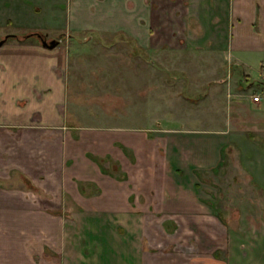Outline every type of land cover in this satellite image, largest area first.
<instances>
[{"label": "rangeland", "instance_id": "rangeland-1", "mask_svg": "<svg viewBox=\"0 0 264 264\" xmlns=\"http://www.w3.org/2000/svg\"><path fill=\"white\" fill-rule=\"evenodd\" d=\"M40 1L0 0V37L39 27L31 31L56 39L65 49L64 107L57 109L56 103L55 109H47V118L62 115L80 132L125 133L138 151H122L113 143L124 155L121 163L93 154L101 170L120 180L129 193L132 209H118L111 220H87L85 200L76 203L62 181L83 198L103 196L95 183L71 176L61 180L42 171L34 189L32 181L10 165L0 186L9 195L21 196L17 189L23 192L28 202L21 210L59 213L68 218L62 220V232H188V221L196 225L210 215L225 220L231 232L237 227L240 232H264V50L235 54L222 42L228 32L217 28L216 21L227 16L226 0H170L167 9L175 12L174 29L163 30L156 19H135L131 25L137 28L125 30L129 35L67 30L66 3L71 0ZM157 2L119 0V6L135 13L140 7L139 13L148 9L155 17L161 9ZM73 9H78L76 0L69 5V12ZM32 118L40 121L36 112ZM180 200L186 205H178ZM14 203L0 200V213L10 208L15 212ZM173 219L177 223L165 225ZM25 221L0 222V232L51 231L44 229L49 221L31 220L30 229ZM183 222L186 226L180 227ZM6 259L0 263H11Z\"/></svg>", "mask_w": 264, "mask_h": 264}, {"label": "crops", "instance_id": "crops-1", "mask_svg": "<svg viewBox=\"0 0 264 264\" xmlns=\"http://www.w3.org/2000/svg\"><path fill=\"white\" fill-rule=\"evenodd\" d=\"M45 1L48 3L49 0L40 3ZM134 1L140 3V0ZM71 2L66 3L67 30L90 28L101 32L124 31L129 35L125 30L137 28L131 25L135 19H140V22L156 19V25L167 31L176 26L175 12L167 9L170 0H158L157 5L161 9L155 17L148 9L139 13L141 7L136 13L124 9L119 6V0H76L78 9L69 12ZM225 2L227 16L225 20L216 21L219 24L217 28L223 29V33L226 28L225 32H228V37L220 34L222 42L235 54L264 50V0H258V5L253 0ZM1 5L4 3L1 2ZM17 11L33 12L20 8ZM73 19L77 20V24ZM251 24L255 26L253 30ZM28 28V31L39 30V27ZM44 37L48 39L46 34ZM30 41H7L0 45V178H4L2 174H6V168L9 171L12 166L21 177L32 181L35 189L33 181L42 171L51 177L57 174L61 180L63 176H71L73 180L95 183L104 192L103 196L83 198L74 190L69 192L67 188L71 186L62 181L63 189L76 203L84 204L82 200H85L87 220H111V214L117 215L118 209H132L127 187L120 180H113L91 159L93 154H104L97 155V158H114L121 163L124 155L113 149L112 144L138 151L132 145L130 135H122L115 130L80 132L65 123L62 115L47 118V109H55L58 105L57 109L64 107L63 75L67 54L58 44L47 49L36 41ZM35 112L40 121L32 118ZM64 161L69 166H65ZM57 164H61L58 169ZM59 183L57 189L61 188L60 180ZM6 191L0 186V200L15 202L17 209L14 212L11 209L15 208H10L7 213H0V222L11 220L15 223L23 218L28 220L25 222L29 223L30 229L29 221L41 218L50 223L44 225L45 231H51L38 235L36 232H0V236L4 235L2 243L0 239V262L9 257L12 264H264V232H240L238 227L231 232L220 217L216 219L210 215L196 225L192 221L187 222V219L188 226L185 222L179 226H186L188 232H168L171 229L167 232H62V220L68 218L45 210L22 211L28 198L18 189L21 196L9 195ZM178 205L184 206L186 202L180 200ZM101 207L104 211L94 212ZM173 221L176 222L173 219L165 225H172ZM255 228L259 230L257 226Z\"/></svg>", "mask_w": 264, "mask_h": 264}, {"label": "trees", "instance_id": "trees-1", "mask_svg": "<svg viewBox=\"0 0 264 264\" xmlns=\"http://www.w3.org/2000/svg\"><path fill=\"white\" fill-rule=\"evenodd\" d=\"M31 37H33V39L36 41L37 44H40V40L45 39L44 34L40 33L39 31H28L23 35H21V34L20 35L19 34H9L6 36V39L4 40V42L7 40H12V39L16 40L17 42H26ZM261 71L264 72L263 70H261ZM117 146L120 147L122 149V151L124 150V148L122 146H120V145H117ZM100 169H101V167H100ZM33 188H32V190H33ZM79 191L81 192L82 189L80 188Z\"/></svg>", "mask_w": 264, "mask_h": 264}, {"label": "water", "instance_id": "water-1", "mask_svg": "<svg viewBox=\"0 0 264 264\" xmlns=\"http://www.w3.org/2000/svg\"><path fill=\"white\" fill-rule=\"evenodd\" d=\"M7 36V35H6ZM6 36H4L2 39H0V45L3 44L4 40L6 39ZM40 44L42 47L51 49L57 45V41L54 39L45 41V40H40Z\"/></svg>", "mask_w": 264, "mask_h": 264}, {"label": "built area", "instance_id": "built-area-1", "mask_svg": "<svg viewBox=\"0 0 264 264\" xmlns=\"http://www.w3.org/2000/svg\"><path fill=\"white\" fill-rule=\"evenodd\" d=\"M253 99H254L255 101H257V100H258V98H257V97H253Z\"/></svg>", "mask_w": 264, "mask_h": 264}]
</instances>
